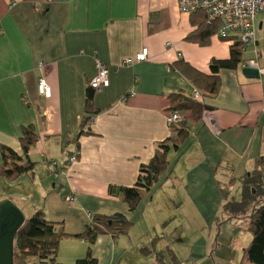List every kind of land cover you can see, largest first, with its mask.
I'll list each match as a JSON object with an SVG mask.
<instances>
[{
    "label": "crops",
    "instance_id": "crops-1",
    "mask_svg": "<svg viewBox=\"0 0 264 264\" xmlns=\"http://www.w3.org/2000/svg\"><path fill=\"white\" fill-rule=\"evenodd\" d=\"M260 16L253 44L257 58L244 60L264 68ZM194 19V14L180 11L178 0H0V143L21 151L19 136L29 123L38 135L29 152L37 162L35 171L17 178L25 182L28 175L39 184L38 192L50 196L44 206L47 217L65 222L68 233L83 231L95 214L124 213L143 226L142 235L132 228L116 238L99 234L93 245L97 264L131 263L121 261L122 256H140L144 238L153 224L158 225L141 218L142 204L151 200L154 187L134 211L120 187L133 186L158 143L171 137L167 114L172 93L197 90L198 100L213 106L189 124V137L169 154L175 156L173 166L179 161L188 166L190 181L184 185L192 202L201 203L193 191L207 188L218 194L221 184L252 171L264 155V74L246 77L240 65L220 70L218 93L196 87L177 63L210 74V61L228 58L233 41H212L216 34L207 45L188 40L197 28ZM145 47L148 59L135 61ZM125 59L133 62L123 64ZM97 60L109 66L110 84L95 91L96 111L87 113L85 99ZM41 76L51 87L50 97L38 91ZM85 116L92 117L91 132L76 140ZM76 145L77 160L67 163L64 152L71 153ZM53 161L65 175L56 176ZM45 181L53 182L52 187ZM0 198L13 199L23 211L38 207L35 201L25 205L12 195ZM65 239L76 240L72 253L81 257L87 241ZM146 263L141 256L131 264Z\"/></svg>",
    "mask_w": 264,
    "mask_h": 264
},
{
    "label": "trees",
    "instance_id": "trees-1",
    "mask_svg": "<svg viewBox=\"0 0 264 264\" xmlns=\"http://www.w3.org/2000/svg\"><path fill=\"white\" fill-rule=\"evenodd\" d=\"M194 22L197 26L188 36V40L207 45L211 37L216 34L217 25L209 24L207 16L203 11H195ZM225 40H232L230 55L228 58L210 61V74H205L193 68L183 61H179L181 71L191 80L195 86L205 91L216 94L220 89L219 73L221 69H237L245 61L243 52L246 45L237 38L228 37ZM95 90L88 88L85 99V111L94 113L93 105ZM172 105L169 112H179L182 120L172 123L170 126L171 137L161 141L157 145L155 154L147 164L140 167V171L133 186L120 187V193L128 204L130 211H134L148 192L159 183L163 175L168 171L172 173L173 166L169 160V154L175 151L189 137L191 129L189 124L201 119L206 110L213 109V106L204 103L193 97L192 93H172ZM91 116H85L82 120L81 130L76 140L91 132ZM21 151L0 143V177L7 180L16 179L23 174H33L37 162L29 157L31 148L36 144L38 135L33 124L29 123L22 127L19 136ZM78 151L79 146L76 145ZM264 155L256 160L252 171L247 172L241 178L231 177L230 183L239 180L242 187V199L240 201H229L224 209L232 216L244 214L249 206L253 204L254 210L250 213L249 222L253 233L252 240L244 249V257L240 264H264V201L260 197L264 194ZM57 167L55 171H58ZM172 168V169H171ZM229 185H222L220 189L225 191ZM1 200V198H0ZM260 202V203H259ZM63 222L50 220L45 210L39 208L34 214L27 217L25 223L18 230L14 240V264H26L29 257H36L42 263L56 261L60 241L65 237H76L84 239L89 243L87 256L79 258L77 264H97L98 260L93 256V245L101 233H110L114 238L126 234L132 227L133 222L124 213H115L111 216L95 214L85 229L79 233L71 234L64 230Z\"/></svg>",
    "mask_w": 264,
    "mask_h": 264
},
{
    "label": "rangeland",
    "instance_id": "rangeland-1",
    "mask_svg": "<svg viewBox=\"0 0 264 264\" xmlns=\"http://www.w3.org/2000/svg\"><path fill=\"white\" fill-rule=\"evenodd\" d=\"M258 33L259 28L256 35ZM213 40H219L218 36H213ZM257 55V49L253 45L245 47L243 52L245 59L257 58ZM174 159V154L169 156L171 162ZM171 164L173 166V163ZM175 164L176 166L171 168L172 174L164 179V182L162 179L160 184L157 183L154 186L151 200L142 204L141 218L157 222L158 225L153 224L144 238V245L139 249L140 256L137 253H130V257L125 254L121 261L128 260L133 263L135 257L142 256L148 261L146 264H240L244 257V249L248 247L253 237L249 216L254 206L252 204L246 213L237 216L230 215L224 209L227 202L242 199L240 181L237 179L230 183L228 179L226 183L229 186L225 191L219 187L216 195L207 188L202 189L200 193L193 191L192 196L198 197V201L201 202L195 204L191 200L188 191L190 189L187 190L184 185L190 181L188 166L184 165L183 161ZM167 174L168 171L163 177ZM26 177L27 182H23L22 178L11 182V180L0 177V196L12 195L25 205L37 202L36 209L29 208L28 211H24L26 216L30 217L35 210L44 209L50 196L47 197L46 193H39V184L35 183L31 176ZM43 184L52 187L53 182L45 181ZM31 193L35 195L33 199L30 196ZM22 197L26 200H22ZM260 199V202L264 201V194ZM129 220L132 221L131 218ZM62 226L66 231L65 222ZM131 228L135 229L134 233L139 230L141 235L144 231L141 221L133 223ZM72 241L76 240L63 238L60 241L55 262L49 260L42 263L36 257H29L26 264H77L79 258L87 256L89 243H83L79 253L81 257H75L77 255L72 253L74 243Z\"/></svg>",
    "mask_w": 264,
    "mask_h": 264
},
{
    "label": "built area",
    "instance_id": "built-area-1",
    "mask_svg": "<svg viewBox=\"0 0 264 264\" xmlns=\"http://www.w3.org/2000/svg\"><path fill=\"white\" fill-rule=\"evenodd\" d=\"M180 11L184 13H193L195 11H203L207 16L209 24L217 25L216 35L220 38L233 37L242 41L246 46L253 45L257 42V22L260 15H264V0H178ZM171 43L167 42V46ZM149 50L143 48L135 57V61L142 62L148 59ZM179 57L181 53H178ZM132 59H125L123 64H131ZM42 64L40 63L39 66ZM258 65L253 60H246L242 63L243 67ZM259 67V65H258ZM260 73L264 74V68H260ZM96 74L89 82V87L95 91L102 90L109 86L110 68L107 64L100 60L96 61ZM38 91L45 97H50L52 90L44 77L38 79ZM194 98L199 99L201 94L195 90L192 92ZM26 101V99H23ZM264 110V109H263ZM182 120L179 112H168L167 122L169 126L172 123ZM67 157V163H73L77 160L79 151L76 148L71 153L64 152ZM57 168L58 163L52 162ZM56 176L65 175V170L55 171ZM69 201H73L74 197L69 196Z\"/></svg>",
    "mask_w": 264,
    "mask_h": 264
},
{
    "label": "water",
    "instance_id": "water-1",
    "mask_svg": "<svg viewBox=\"0 0 264 264\" xmlns=\"http://www.w3.org/2000/svg\"><path fill=\"white\" fill-rule=\"evenodd\" d=\"M246 77L258 78V65L243 67ZM27 216L23 209L11 198L0 200V264H14V240Z\"/></svg>",
    "mask_w": 264,
    "mask_h": 264
}]
</instances>
